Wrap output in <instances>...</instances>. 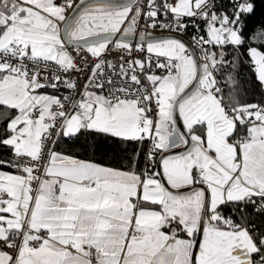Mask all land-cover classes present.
Returning <instances> with one entry per match:
<instances>
[{
  "label": "snow or ice",
  "instance_id": "snow-or-ice-1",
  "mask_svg": "<svg viewBox=\"0 0 264 264\" xmlns=\"http://www.w3.org/2000/svg\"><path fill=\"white\" fill-rule=\"evenodd\" d=\"M0 264H264V0H0Z\"/></svg>",
  "mask_w": 264,
  "mask_h": 264
}]
</instances>
